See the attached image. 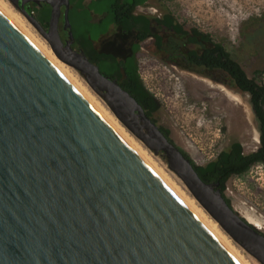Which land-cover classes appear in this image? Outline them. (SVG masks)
Returning <instances> with one entry per match:
<instances>
[{
    "label": "water",
    "instance_id": "1",
    "mask_svg": "<svg viewBox=\"0 0 264 264\" xmlns=\"http://www.w3.org/2000/svg\"><path fill=\"white\" fill-rule=\"evenodd\" d=\"M8 2L220 228L264 264V234L73 45L69 0ZM32 3L49 5L46 27ZM0 264H248L1 3Z\"/></svg>",
    "mask_w": 264,
    "mask_h": 264
},
{
    "label": "rangeland",
    "instance_id": "2",
    "mask_svg": "<svg viewBox=\"0 0 264 264\" xmlns=\"http://www.w3.org/2000/svg\"><path fill=\"white\" fill-rule=\"evenodd\" d=\"M202 1L162 0L161 6L169 10L186 27L194 26L199 30L209 32L214 40L222 42L232 56L241 63L248 75H253L254 69L264 67V24L260 25L259 31L248 41L240 34L246 19L264 12V0L250 3L249 7H241L235 0L234 2L229 0V3L227 2L229 5L235 4L231 10L219 1L212 0L215 6L213 5L210 11L205 5L200 6ZM12 8L15 9L13 6ZM218 10H224L226 14L221 20H217L214 15ZM15 11L21 14L18 10L15 9ZM21 16L44 40L32 24L22 14ZM58 24L61 29V16ZM251 30L250 32H253V29ZM158 62L160 61L156 62L153 58L145 60L142 55L138 57V70L142 80L161 103L159 109L153 114L154 120L159 126L167 129L171 140L187 151L196 163L204 164L213 159L220 149L226 148L233 140L241 142L245 152L257 146V134H254L256 121L248 100H246L248 103L243 104L235 103L231 98L223 99V93L209 88L208 83H193L187 78L181 80L172 69ZM71 69L77 78L91 89L80 74L75 69ZM91 92L109 110L92 89ZM236 101L239 102L238 98ZM111 114L113 115L112 112ZM139 142L144 146L141 141ZM144 148L147 149L145 146ZM149 152L158 166L165 169L164 171L173 182L192 196L180 178L167 168L164 160L151 151ZM225 192L232 206L247 219L251 217L259 222L263 227L259 229L264 232V166L255 164L243 176L230 177L226 182ZM207 215L210 217L208 213ZM230 240L240 249L250 264H259L231 238Z\"/></svg>",
    "mask_w": 264,
    "mask_h": 264
},
{
    "label": "trees",
    "instance_id": "3",
    "mask_svg": "<svg viewBox=\"0 0 264 264\" xmlns=\"http://www.w3.org/2000/svg\"><path fill=\"white\" fill-rule=\"evenodd\" d=\"M142 0H69L68 18L74 38V46L81 49L86 57L98 65L99 71L128 91L142 106L145 113L155 122L153 114L161 106L157 97L145 86L138 72V61L135 57L137 46L133 48L132 55L125 59L102 51L99 46H94L92 41L105 32L110 23L121 24L123 28H130L143 17L133 16L128 4L133 6ZM38 21L46 27L50 7L48 4L36 6L31 4ZM123 12V13H121ZM92 13L99 17L93 20ZM165 23L175 30L188 35L190 40H199L203 47L199 50H190L189 58L196 65L205 68H218L224 71L233 81L236 88L247 92L248 102L256 120L258 130V145L256 149L245 152L238 140H233L226 148L220 149L215 157L204 164L196 163L190 155L180 148L182 153L189 158L198 176L205 182H218L219 189L229 204V197L225 195V183L230 177L243 176L251 166L261 164L264 166V67L254 69L253 75H248L241 63L235 59L226 46L214 40L209 32L199 30L197 27L184 28V24L177 21L170 12L165 14ZM132 20V23L130 22ZM240 34L246 41L252 38L260 25L264 24V12L251 16L244 22ZM75 29H74V27ZM146 30V23L140 24L138 30ZM251 29H253V32ZM143 35V34H142ZM141 35V36H142ZM165 136L167 129L159 126ZM170 140V139H169ZM171 141V140H170Z\"/></svg>",
    "mask_w": 264,
    "mask_h": 264
},
{
    "label": "flooded vegetation",
    "instance_id": "4",
    "mask_svg": "<svg viewBox=\"0 0 264 264\" xmlns=\"http://www.w3.org/2000/svg\"><path fill=\"white\" fill-rule=\"evenodd\" d=\"M161 1L162 0H142L133 6L128 4L127 8L130 9L133 16L143 17V20L136 23L138 26L123 28L121 24L110 23L105 32L92 41L93 45H100L102 51L109 52L122 59L131 56L133 48L137 46L138 50L134 54L137 61L139 55H142L145 60H151L153 58L156 62L160 61L158 62L159 64L166 65L172 69L178 74L181 80L187 78L193 83L206 82L209 88L217 89L218 92L223 93V99L231 98L235 103L244 104L247 102V92L238 90L229 75L224 71L218 68H205L196 65L190 60L188 52L190 50H199V48L203 47V44L199 40H190L188 35L175 30L172 26L165 23L164 16L170 11L161 6ZM92 17L94 21H97L99 16L96 13H92ZM130 22L132 23V20H130ZM145 23L146 30L142 29L139 31L138 28L140 24ZM184 28L188 30V27L185 25ZM231 95L236 96L239 102L234 100ZM219 98H222V96H219ZM167 137L171 140L169 136ZM178 147L181 148L180 146ZM256 147L254 149H256ZM225 195L229 197L226 192ZM229 204L232 205L231 200ZM257 228L264 234L259 227Z\"/></svg>",
    "mask_w": 264,
    "mask_h": 264
},
{
    "label": "bare ground",
    "instance_id": "5",
    "mask_svg": "<svg viewBox=\"0 0 264 264\" xmlns=\"http://www.w3.org/2000/svg\"><path fill=\"white\" fill-rule=\"evenodd\" d=\"M220 2V4L225 5L224 7H227L231 10V8H234V5H229V0H217V2ZM233 1V0H231ZM257 0H235L241 7H247L250 3H254ZM193 2V1H192ZM228 2V3H227ZM234 2V1H233ZM0 3L8 10V12L29 32V34L73 77V79L88 93L92 96V98L111 116V118L127 133V135L140 147V149L154 162V164L167 176V178L182 192V194L199 210V212L213 225V227L226 239V241L238 252V254L248 263L247 259L245 256L241 253L240 249L234 245V243L230 240V238L222 231L219 226L216 224L215 220H212L207 213L198 205L196 200L190 196L184 189H182L180 186H178L176 183L173 182V180L168 176V174L163 170V168L159 167L157 162L153 159L152 155L150 152L144 148V146L137 140L135 139L124 127L123 125L111 114V112L96 98V96L91 92V89H89L82 80L78 79L77 76L74 74L73 70L66 65L64 62H62L51 50L49 45L41 39L25 22V19L19 14L18 12L15 11V9L12 8V6L6 1V0H0ZM219 4V5H220ZM207 7V10L210 11L212 6L214 5L212 0H203L201 2V7L203 6ZM217 5V4H216ZM215 6V5H214ZM249 7V6H248ZM225 10V9H224ZM223 10V11H224ZM223 11H215L214 15L217 20H221L222 16H225L226 14ZM214 12V11H213ZM212 13V12H211ZM226 19V18H224ZM223 20V19H222ZM144 81V80H143ZM211 82V81H210ZM146 86V85H145ZM229 93V92H228ZM233 99L237 100V97L234 95H231ZM176 181V180H175ZM249 222H251L253 225L259 227L262 229V225L259 224L256 220H254L251 217H248L247 219Z\"/></svg>",
    "mask_w": 264,
    "mask_h": 264
},
{
    "label": "built area",
    "instance_id": "6",
    "mask_svg": "<svg viewBox=\"0 0 264 264\" xmlns=\"http://www.w3.org/2000/svg\"><path fill=\"white\" fill-rule=\"evenodd\" d=\"M138 72H139V70H138ZM139 74H140V72H139ZM140 77H141V75H140ZM142 78V77H141Z\"/></svg>",
    "mask_w": 264,
    "mask_h": 264
}]
</instances>
